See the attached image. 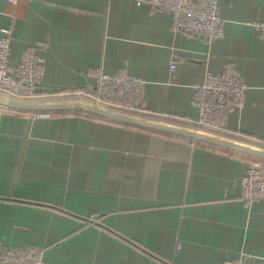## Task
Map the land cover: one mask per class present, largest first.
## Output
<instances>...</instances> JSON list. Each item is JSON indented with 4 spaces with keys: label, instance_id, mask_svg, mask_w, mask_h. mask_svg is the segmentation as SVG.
Returning <instances> with one entry per match:
<instances>
[{
    "label": "crops",
    "instance_id": "0c3cea01",
    "mask_svg": "<svg viewBox=\"0 0 264 264\" xmlns=\"http://www.w3.org/2000/svg\"><path fill=\"white\" fill-rule=\"evenodd\" d=\"M216 1L224 26L211 42L135 0H0V33L11 29L12 67L24 49L43 57L38 93L87 100L99 73H124L144 81V116L205 132L193 86L206 70L239 73L244 103L225 115L224 132L264 149V38L250 24L264 21V0ZM59 111H0V249L40 250L57 264H220L241 255L264 264V199L246 204L239 188L264 156Z\"/></svg>",
    "mask_w": 264,
    "mask_h": 264
},
{
    "label": "built area",
    "instance_id": "2783aa9c",
    "mask_svg": "<svg viewBox=\"0 0 264 264\" xmlns=\"http://www.w3.org/2000/svg\"><path fill=\"white\" fill-rule=\"evenodd\" d=\"M15 5L18 0H5ZM147 5L153 10H163L171 17L173 29L204 41L221 37L224 19L220 16L216 0H135V5ZM264 38V21L250 22ZM12 34L10 28L0 33V94L22 100H56L63 93H38L43 57L30 49L20 53L19 63L12 67L9 62ZM170 70L175 64L170 63ZM144 81L124 73H99L94 95L89 101L124 112L143 115L142 90ZM194 103L198 107V121L208 132L232 138V132H224L225 115L242 108L246 83L236 72L206 70L201 82L195 84ZM70 94H75L74 91ZM81 95L85 96L83 93ZM0 111L25 113L26 111L0 105ZM59 110L29 111L35 118H50ZM144 116V115H143ZM241 198L246 204L264 199V163L250 166L239 179ZM0 264H57L46 261L40 250L8 246L0 249ZM220 264H251L249 255L226 259Z\"/></svg>",
    "mask_w": 264,
    "mask_h": 264
},
{
    "label": "water",
    "instance_id": "95a60500",
    "mask_svg": "<svg viewBox=\"0 0 264 264\" xmlns=\"http://www.w3.org/2000/svg\"><path fill=\"white\" fill-rule=\"evenodd\" d=\"M0 105L22 111L82 110L90 112L92 114H98L106 118L122 121L124 123L142 125L174 134L196 137L213 143L237 148L246 151L247 153L264 156V149H261L254 145L243 143L233 138H228L220 134H214L210 132L191 129L188 127H183L173 123L156 120L143 115L120 111L84 99L22 100L8 95L0 94Z\"/></svg>",
    "mask_w": 264,
    "mask_h": 264
},
{
    "label": "trees",
    "instance_id": "16d2710c",
    "mask_svg": "<svg viewBox=\"0 0 264 264\" xmlns=\"http://www.w3.org/2000/svg\"><path fill=\"white\" fill-rule=\"evenodd\" d=\"M58 98H62L61 96H59ZM87 100H89V98H86ZM82 111V110H81ZM26 112H29V111H26ZM94 114V113H93ZM95 116H97V117H101V118H103V119H109V120H113V121H116V122H121V123H124V122H122V121H117V120H114V119H110V118H106V117H103V116H101V115H98V114H94Z\"/></svg>",
    "mask_w": 264,
    "mask_h": 264
},
{
    "label": "rangeland",
    "instance_id": "374dc122",
    "mask_svg": "<svg viewBox=\"0 0 264 264\" xmlns=\"http://www.w3.org/2000/svg\"><path fill=\"white\" fill-rule=\"evenodd\" d=\"M207 130H208V128H207ZM208 132V131H207Z\"/></svg>",
    "mask_w": 264,
    "mask_h": 264
}]
</instances>
